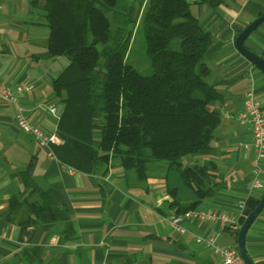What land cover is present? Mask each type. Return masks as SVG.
Masks as SVG:
<instances>
[{
    "label": "crops",
    "instance_id": "1",
    "mask_svg": "<svg viewBox=\"0 0 264 264\" xmlns=\"http://www.w3.org/2000/svg\"><path fill=\"white\" fill-rule=\"evenodd\" d=\"M31 1L0 0V83L17 98L16 103H0V264H171L196 260L198 264H223L196 238L218 235L219 245L236 247V233L222 230L219 224L190 220L184 223L186 234L177 233L163 220L173 216L163 172L140 182L118 161L110 164L106 176L72 171L19 129L16 117L21 113L44 132L57 131L63 104L52 85L68 64L65 57H52L48 52L49 29L40 10L31 8ZM198 6L200 17L203 9ZM263 12L264 0H227L201 23L214 34L208 54L209 82L218 85L224 95V110L232 114L243 109L251 91L264 106V75L235 46L237 32ZM31 14L39 21H29ZM245 45L262 57L264 22ZM18 87L31 89L18 91ZM52 104L56 115L45 108ZM213 147V154L201 161L217 163L222 187L198 210L214 209L237 217L240 201L263 193L252 187L255 149L250 127L223 120ZM260 180L264 184V169ZM43 192H48L59 208L68 210L73 228L69 238L62 235V223L49 229L40 222L20 224L27 218L22 211L15 212V222L7 220L12 198L27 197L30 203H41ZM33 248L41 249L33 256L34 262L21 257L23 251ZM246 248L256 264H264V210L247 233Z\"/></svg>",
    "mask_w": 264,
    "mask_h": 264
},
{
    "label": "trees",
    "instance_id": "2",
    "mask_svg": "<svg viewBox=\"0 0 264 264\" xmlns=\"http://www.w3.org/2000/svg\"><path fill=\"white\" fill-rule=\"evenodd\" d=\"M226 2L194 4L215 10ZM31 8L43 14L50 55L68 60L52 85L63 104L57 134L65 143L52 147L56 159L80 173L101 176L118 161L140 182L150 171L163 172L173 216L198 210L215 196L222 187L219 167L201 159L214 152L224 95L209 82L214 34L192 13L189 0H32ZM136 29L144 36L149 75L131 63ZM188 156L195 161L185 166ZM260 198L246 200L240 224ZM9 206V222L22 211L27 217L19 221L22 225L40 222L49 229L62 223L64 237L73 233L68 210L48 192L41 203L14 197ZM40 251L27 249L21 257L34 262Z\"/></svg>",
    "mask_w": 264,
    "mask_h": 264
},
{
    "label": "built area",
    "instance_id": "3",
    "mask_svg": "<svg viewBox=\"0 0 264 264\" xmlns=\"http://www.w3.org/2000/svg\"><path fill=\"white\" fill-rule=\"evenodd\" d=\"M29 90L30 87H18V91ZM6 102H17V98L13 95L12 91L4 84L0 83V103ZM46 110L52 114L56 115L55 106L48 105L45 107ZM223 120H235L241 125L250 127L252 132V145L255 149V163L252 170L253 180L252 187L255 190L264 191V184L260 180V175L264 169V106L255 97L254 93L251 91L247 93L244 99L243 109L232 114L229 111L223 110L222 112ZM16 123L19 129L33 136L38 143L47 148L49 154L55 157L52 147L64 145L65 141L58 134L57 131L52 133H46L34 123H32L28 118L19 113L16 117ZM72 171H76L71 169ZM246 200L240 201L238 203L239 216L230 217L223 214L217 210L210 209L206 211L194 210L186 212L183 215L171 216L164 218L163 220L169 223L173 229L181 234H186V228L184 223L186 221H198V222H209L214 224H219L222 230L228 228L233 232H239L241 225L239 223V218L245 210ZM217 236L209 237H197L196 241L199 244L206 245L211 248L214 254L221 260L223 264H245L242 257L239 255L236 247H225L217 243Z\"/></svg>",
    "mask_w": 264,
    "mask_h": 264
},
{
    "label": "water",
    "instance_id": "4",
    "mask_svg": "<svg viewBox=\"0 0 264 264\" xmlns=\"http://www.w3.org/2000/svg\"><path fill=\"white\" fill-rule=\"evenodd\" d=\"M264 22V12L256 18L254 21H252L250 24H248L244 29L241 30V32L237 35L235 39V46L237 51L245 58L247 59L252 65H254L256 68H258L264 75V59L249 50L245 42L249 38V36ZM264 210V191L261 195L259 204L257 207L246 217L244 222L241 225V228L237 235L236 240V248L238 250L239 255L244 260L245 264H256L250 255L248 254L247 248H246V237L249 229L255 222V220L259 217V215ZM171 264H185V263H171Z\"/></svg>",
    "mask_w": 264,
    "mask_h": 264
},
{
    "label": "rangeland",
    "instance_id": "5",
    "mask_svg": "<svg viewBox=\"0 0 264 264\" xmlns=\"http://www.w3.org/2000/svg\"><path fill=\"white\" fill-rule=\"evenodd\" d=\"M194 1L195 0H189V2L191 3V11L196 17H198L199 15L197 13V7H199V6L194 4ZM201 9H203L202 13H201L202 15H200V17H198V18L200 19V22L202 24H204L205 18L210 13H213L214 10L208 8L207 6H202ZM31 15L29 16V21H32V20H34L35 22L39 21V18L37 16H33V15L31 16ZM108 16L110 19H113V15L111 13ZM42 22H44V20ZM41 30L47 31L46 28H41ZM134 37H135V43L133 46V54L131 57V63L135 66V68L140 73H142L144 75H149L152 73V67H151V63H150V61L147 58L146 53H145L146 46H145L143 33L141 31H137V29H136L135 33H134ZM191 159H194V158L191 156H188L187 158L185 157L183 159V164L186 166V164L193 161ZM157 174H158V172L152 173L150 171V175H157Z\"/></svg>",
    "mask_w": 264,
    "mask_h": 264
}]
</instances>
